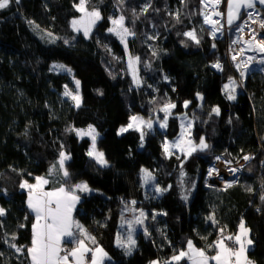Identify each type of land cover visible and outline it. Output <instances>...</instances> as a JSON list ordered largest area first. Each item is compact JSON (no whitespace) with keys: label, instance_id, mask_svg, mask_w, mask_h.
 <instances>
[{"label":"trees","instance_id":"trees-1","mask_svg":"<svg viewBox=\"0 0 264 264\" xmlns=\"http://www.w3.org/2000/svg\"><path fill=\"white\" fill-rule=\"evenodd\" d=\"M77 3L13 0L0 10V208L6 211L0 217V264H30L27 247L35 221L20 184L48 176L61 151L71 157L64 184L71 188L87 183L92 188L82 195L75 218L92 231L96 244L89 243L108 252L111 260L106 264H165L188 240L209 250L220 229L225 235L236 234L241 221L254 243L250 259L264 264V72H249L236 99H227L224 85L230 78L237 81L238 75L225 57L228 40L214 39L203 22L201 0H90L89 9H98L103 17L91 38L71 28V21L80 16ZM120 15L135 33L129 49L140 57V88L128 71L124 46L108 32L109 18ZM193 30L199 44L183 35ZM48 33L57 41L47 40ZM55 62L71 67L79 79V108L63 96L65 86L72 89L75 84L68 74L52 70ZM217 62L224 64L223 71L212 67ZM185 101H190L187 108ZM167 102L176 107L165 132H147L142 147L139 132L118 134L131 116L160 114ZM217 107L219 115L212 111ZM182 114L194 121L193 140L204 138L209 148L191 156H168L163 142L179 136ZM89 126L100 133L97 144L109 163L106 167L87 155L88 138L68 131ZM221 155L234 163L253 155L231 187L206 183L209 167ZM142 169L150 170L166 191L148 193ZM185 195L187 200L182 199ZM131 206L146 219L128 255L116 241L129 231L121 221ZM209 216L215 217V224ZM9 243L23 248L24 254Z\"/></svg>","mask_w":264,"mask_h":264},{"label":"snow or ice","instance_id":"snow-or-ice-1","mask_svg":"<svg viewBox=\"0 0 264 264\" xmlns=\"http://www.w3.org/2000/svg\"><path fill=\"white\" fill-rule=\"evenodd\" d=\"M90 0H78V3L74 5L77 12L81 13L78 19L71 21V28L76 33H82L85 38H91V33L98 21L103 19L98 9L88 7ZM124 0H120L122 4ZM13 0H0V10L8 8ZM15 3H19V0H15ZM224 3V0H201L203 5V17L204 23L210 25L212 29V37L215 39L217 32L221 31L223 25L220 19H213V17L224 18L226 15L227 24L229 27L233 23L240 19V14L243 9H254L256 4H264V0H226V14L221 12L220 6ZM148 5L143 9L147 12ZM176 19L179 21V14H176ZM111 27L108 32L119 38L121 43L124 45L125 50L128 48L127 38L129 36H135V33L125 25V17L120 15L118 18H109ZM248 20L253 24H258L259 28L264 29V20H258L255 12L248 13ZM29 23H33L29 21ZM38 27V26H37ZM245 27H249L248 23L245 22L244 27H239V31L242 34ZM51 36V33H48ZM184 36L196 44L200 43L199 38L195 30L185 32ZM259 33L256 28L251 29L250 39L243 41L247 45V48L241 47L239 54L232 55L231 59L236 62L235 67L240 73V77L243 79L246 75L247 69L254 63L264 65V37L257 39ZM153 39L154 37H148ZM240 40L234 43H240ZM67 43V41H65ZM215 47V45H213ZM251 51L260 54V58L257 56H246L245 52ZM153 55H156L153 51ZM243 57V59H241ZM140 62V57H133L131 54L128 55V68L132 74L133 81L137 86L140 85L141 81L138 76L137 65ZM219 71H223L222 65L217 62L212 65ZM62 70L71 73V69L64 65H53L52 70ZM264 71V67L260 69ZM167 79V77H165ZM76 91H72L65 86L63 96L70 98L74 106L79 108L82 104V97L79 93L80 81H75ZM236 88L237 81L230 78L228 83L224 85V91L227 95V99H236ZM103 94L102 92L100 93ZM198 99L203 100V97L197 94ZM155 103V101H153ZM190 101H185L183 107L187 108ZM176 105L171 102H167L160 109L165 115L163 121L159 123L160 128H166L168 116L171 115V109H174ZM212 111L216 114H220V109L214 108ZM144 128L149 130L153 129V120L144 119L143 117L133 115L130 118V122L126 127H121L118 134H123L132 129L139 132L141 147L143 146V140L145 137ZM191 128V122L187 125L181 124V134L179 139L174 144L165 142L163 145L164 152L171 156L174 153L170 149H175L179 153L191 156L196 151H206L209 145L204 138H200L199 143H195L192 139L187 138L188 132ZM68 131H74L80 138L85 136L91 140V147L87 155L92 158L97 164L101 166H107L108 161L104 157V153L97 149V137L99 133L92 126H89L86 130L83 129H68ZM180 157L177 156V159ZM71 157L65 152L61 151L59 154V160L49 169V177L59 173L60 176L67 181L69 172L65 166L66 161L70 160ZM220 160V157H216ZM245 161L251 159L249 156H244ZM229 164L231 162H228ZM229 171L235 174L238 169L229 167ZM143 182L145 185L150 184L154 180L153 174L147 169H142ZM219 175L218 169L212 167L209 169V176L212 173ZM49 184V179L43 176L36 177L35 183H29L27 180L20 184V188L27 190V207L34 214V223L32 225V239L31 246L27 247V258L30 264H104V258L107 257V253L104 252L103 248L97 246L95 248L89 247L85 240H90L92 244H96L95 237H91L83 229V226L72 218L73 210L76 204L79 202L80 197L77 195L78 192H90L87 183H80L73 185L71 188H66L64 184L59 187H54L51 190H45V186ZM231 187V184L228 185ZM156 192H163L166 189L156 187ZM182 199L187 200L188 197L185 195ZM264 199V197H261ZM131 204H135L132 201ZM135 211V209H130ZM166 215V213H164ZM6 215L4 208H0V217ZM146 219V214L140 211L139 217L132 221H125L122 219L121 224H127L129 229L132 228L133 224L142 225ZM208 219L215 224L216 220L214 216H209ZM23 227V225H21ZM79 236H77V231ZM146 231V229H145ZM220 237L208 246L209 250L214 249L212 255L208 254V250L203 248H197L192 240L186 241L185 249L180 250L177 254L173 255L170 261L165 264H180L181 261H187V264H253L247 257L248 246L253 243L249 236L250 229L246 228L243 221L238 226V232L236 234H224V229L219 230ZM83 237V238H80ZM12 240L16 237L12 236ZM74 243V247H64L65 244ZM117 246L125 249L126 254L131 255L136 241L133 239L132 231L128 232L127 239L123 240L119 236L117 237ZM9 247L15 249L17 253L24 254V249L18 247L14 243H9ZM152 264H160L159 261H154Z\"/></svg>","mask_w":264,"mask_h":264},{"label":"rangeland","instance_id":"rangeland-1","mask_svg":"<svg viewBox=\"0 0 264 264\" xmlns=\"http://www.w3.org/2000/svg\"><path fill=\"white\" fill-rule=\"evenodd\" d=\"M256 6H258V7H260L261 9L262 8H264V4H259V3H257L256 4ZM91 10V9H90ZM221 10L226 14V3L224 2V3H222L221 4ZM244 11V9L241 11V13ZM263 11V10H262ZM80 15H81V13H80ZM241 15V14H240ZM102 16V15H101ZM80 17V16H79ZM78 17V18H79ZM225 17H226V15H225ZM78 18H76V19H78ZM203 18V17H202ZM102 20V19H101ZM100 20V21H101ZM100 21H98L97 22V24L95 25V27L93 28V30H92V33L94 32V30H95V28L98 26V24H99V22ZM125 25L127 26V24H126V20H125ZM208 28V27H207ZM211 31V30H210ZM92 33H91V35H92ZM80 34H82V33H80ZM83 35V34H82ZM44 37L45 38H47V40H49L50 42H52V43H54V42H56L57 41V38L55 37V36H49L48 34H44ZM134 36H129L128 38H127V41H128V48H127V50H126V63H127V66H128V55L129 54H131L133 57H136L134 54H132L131 53V51H130V49H129V40L131 39V38H133ZM118 38V37H117ZM119 39V38H118ZM121 42V41H120ZM123 45V44H122ZM124 46V45H123ZM125 48V47H124ZM222 64V67H224V64L223 63H221ZM53 65H64V66H66L67 68H69V69H71V73H68V72H65V71H62V70H59V69H57V70H55L56 72H60V73H64V74H68L69 76H71V78H72V80H73V82H74V84H75V81L76 80H79L78 78H76L75 77V75H74V71L72 70V68L71 67H69V66H67L66 64H64V63H61V62H55ZM262 67H264V65H259V64H256L255 63V65L249 70V72H251V71H260V69L262 68ZM137 68H138V76H139V79H140V81H141V83H140V85L139 86H137L136 85V83L133 81V83H134V86L135 87H137V88H140L144 83H143V79H142V76H141V61L139 62V64L137 65ZM128 71L130 72V70H129V68H128ZM219 72V71H218ZM264 72V71H263ZM130 74H131V72H130ZM131 76H132V74H131ZM133 78V77H132ZM75 88V89H74ZM70 90H72V91H76V85H75V87H72V89H70ZM241 91V89H240V85H238V82H237V88H236V97H237V95H238V93ZM79 93H80V95H81V83H80V87H79ZM68 99H70V98H68ZM71 100V99H70ZM72 101V100H71ZM73 102V101H72ZM74 104V103H73ZM82 105V104H81ZM172 110L173 109H171L170 111H171V114H172ZM162 112V111H161ZM164 113L162 112V113H160V114H155V115H153V116H151V117H145V116H142V115H136V116H140V117H143L144 119H152L153 120V129L152 130H149V129H147V128H144L143 129V131L145 132V134L147 133V132H149V133H158V132H165L166 130H167V126H166V128H160L159 127V123L160 122H162L163 121V118H164ZM171 115H169L168 116V119H169V117H170ZM179 118H180V123L182 124V123H184L185 125H187V123L190 121L191 122V128H190V130H189V132H188V135H187V138H190V139H192L193 140V137H192V130H193V123H194V121H193V119L191 118V117H189L188 116V114H182V115H179L178 116ZM130 122V121H129ZM167 122H168V120H167ZM128 125V124H127ZM127 125H124V126H121V127H126ZM92 127H94V126H92ZM120 127V128H121ZM88 127H86V128H80V129H83V130H86ZM95 128V127H94ZM119 128V129H120ZM96 129V128H95ZM130 130H132V129H129V131ZM181 131H182V129H181ZM96 132L97 133H99L98 132V130L96 129ZM124 134V133H123ZM180 134H181V132H180ZM180 134H179V136L177 137V138H175V139H165V141L163 142V145L165 144V142H168L169 144H174L178 139H179V137H180ZM84 138H88L89 140H90V138L89 137H87V136H85V137H83V138H81V139H84ZM99 138H100V133H99V135H98V137H97V142H98V140H99ZM91 141V140H90ZM194 141V140H193ZM195 142V141H194ZM196 143V142H195ZM198 144V143H197ZM90 147H91V145H90ZM97 149L99 150V151H101L99 148H98V144H97ZM90 150V149H89ZM174 154H179V155H182L181 153H179L177 150H175V149H170ZM102 152V151H101ZM196 152H198V151H196ZM196 152H194V153H196ZM67 154V153H66ZM193 154V153H192ZM247 156H249L251 159H249V161L245 164V165H240V161H242L243 160V158L240 160V161H238V162H236V163H234V162H232V161H230V160H228V159H226L225 158V156H217V157H220L221 158V160H223L224 162H225V164H228V165H230L231 163L233 164V165H237L236 166V168L238 169V173H237V175L236 176H239V179L235 182V183H237L239 180H240V178H241V175H242V172H243V170H244V168H245V166L248 164V163H250L251 162V160L253 159V155H247ZM104 157H105V155H104ZM106 159V158H105ZM69 160H67L66 161V164H67V162H68ZM219 160H217V159H215V161L212 163V165H214V164H216L217 162H218ZM228 162H231L230 164L228 163ZM66 164H65V166H66ZM108 165H109V163H108ZM107 165V166H108ZM211 165V166H212ZM224 165V164H223ZM101 166V165H100ZM211 166L209 167V169L211 168ZM225 166V165H224ZM103 167V166H102ZM104 167H106V166H104ZM209 169H208V173H209ZM148 170V169H147ZM148 171H150V170H148ZM151 172V171H150ZM152 173V172H151ZM153 174V173H152ZM143 176V175H142ZM153 176H154V174H153ZM208 176V175H207ZM236 176H234V177H236ZM233 177V178H234ZM206 179H207V177H206ZM232 180H234V179H229V180H224V181H221V182H210V184H208L209 186H211V187H217V188H226V187H228V185L229 184H231V185H233V184H235V183H231L232 182ZM211 181V180H210ZM143 184H144V182H143ZM144 187L146 188V190H147V192L148 193H151L152 195L153 194H155V193H157V194H161V192H156V191H154V189L156 188V187H158L157 186V183H156V176H154V180L150 183V184H148V185H145L144 184ZM90 188V187H89ZM91 189V191H92V188H90ZM137 203V202H136ZM135 206V205H134ZM130 209H132V206L131 207H129L128 209H127V211H126V213L124 214L126 217V221H132V220H134L135 218H137V217H139V213H136L135 211H131ZM125 220V219H124ZM143 225L144 224H142V225H137V224H135V227H133V228H131V229H129V227H128V225L127 224H124L123 225V227H127L128 228V230L129 231H132V234H133V239H135V236L141 231V230H143ZM245 226H246V224H245ZM247 227V226H246ZM128 231V232H129ZM128 232L126 231L125 233H121V235L122 236H120V238L121 239H123V240H126L127 239V235H128ZM197 247V246H196Z\"/></svg>","mask_w":264,"mask_h":264},{"label":"built area","instance_id":"built-area-1","mask_svg":"<svg viewBox=\"0 0 264 264\" xmlns=\"http://www.w3.org/2000/svg\"><path fill=\"white\" fill-rule=\"evenodd\" d=\"M219 10L221 12H223L221 10V6H220ZM249 12H255L256 13V17H257L258 20H264V14L262 12V9L260 7H258V6H256L254 9H246L245 12H244V16L241 18V20L236 25L231 26V27H229L227 25L226 17H224V18L213 17V19H220L221 24L223 25V27L221 28V31L217 32L216 39L226 38L228 40V47H227V51L225 53V57H226L228 63L230 64V66L237 73V75H238L237 82H238V85H240L241 87L246 82L249 70L255 65V63L252 64L247 69L246 75L242 79L240 77L239 71L235 67L236 62H234L231 59V57L234 54L238 55L239 54V50H240L241 47L247 48V45L244 44L243 41H246V40L250 39V33H251V29L252 28H256L258 33H262L261 36L260 35L257 36V39H260L261 37H264V29L259 28L258 24H253L251 21L248 20V13ZM202 17H203V15H202ZM203 22H204V17H203ZM245 22L248 23L249 27H245L244 32L241 34L240 31H239V27H244ZM205 25L211 30V33H212V29H211L210 25H208V24H205ZM237 40H240L241 42L240 43H234ZM246 56H257L258 59L260 58V54L259 53L251 52V51H246L245 52V57ZM241 59H243V57ZM219 63L221 64V62H219ZM217 71H219V70H217ZM207 175L208 176H207V179H206V183L208 185V184H210V182H213V180L210 179L209 173H207ZM238 179H239V176H237L236 179L232 180L231 183H235ZM213 253H214V249L213 250H208V254L209 255H212Z\"/></svg>","mask_w":264,"mask_h":264},{"label":"crops","instance_id":"crops-1","mask_svg":"<svg viewBox=\"0 0 264 264\" xmlns=\"http://www.w3.org/2000/svg\"><path fill=\"white\" fill-rule=\"evenodd\" d=\"M245 10L246 9H244V11L241 13V15H240V19L239 20H237V21H235L234 23H233V25L232 26H234V25H236L240 20H241V18H242V16H243V14H244V12H245ZM262 12H263V14H264V8H262ZM226 22H227V19H226ZM228 25V24H227ZM45 178H48L49 179V184L48 185H46L45 186V190H51L52 188H54V187H59L61 184H64V179L60 176V174L59 173H56V174H54V175H52L51 177H49V175L48 176H45ZM64 186L66 187V188H68L65 184H64ZM27 191V190H26ZM92 191H90V192H78L77 193V195H79V197H80V200H79V202L76 204V206H75V209L73 210V213H72V218H73V220L74 221H76L77 222V220H76V218H75V213H76V210H77V208H78V205L80 204V202H81V199H82V195H84V194H90ZM135 205V204H134ZM246 228H248V227H246ZM249 229V228H248ZM74 231H77L76 229H73ZM87 233H88V235L89 236H93L92 235V231L91 230H86V229H84ZM77 236H79V232L77 231ZM249 236H250V238H251V231H250V233H249ZM80 238H83V237H80ZM252 239V238H251ZM89 241L90 240H85V243L89 246V247H91V248H95V247H97V246H94V245H91L90 243H89ZM75 245H74V243H72V244H65L64 245V247H67V248H72V247H74ZM99 247H101V246H99ZM253 247H254V243H252L251 245H249L248 246V251H247V257H248V259L249 260H251L250 259V257H249V252L253 249ZM101 248H103V247H101ZM198 248V247H197ZM103 250H104V252H106L107 253V257H105L104 258V264H106L107 262H109L110 260H111V257H110V255L108 254V252L103 248ZM252 261V260H251ZM160 262V261H159ZM253 262V261H252ZM160 264H163L162 262H160ZM253 264H255L254 262H253Z\"/></svg>","mask_w":264,"mask_h":264},{"label":"bare ground","instance_id":"bare-ground-1","mask_svg":"<svg viewBox=\"0 0 264 264\" xmlns=\"http://www.w3.org/2000/svg\"><path fill=\"white\" fill-rule=\"evenodd\" d=\"M262 33H259V35L261 36ZM249 160L245 161L244 159L242 161H240V165H245ZM225 166H224V165ZM237 166V165H236ZM235 165H233L232 163L230 165L225 164V162L223 160H219L216 164L212 165V167H215L216 169H218L219 171V175H217L215 172L212 173V175L210 176V179L213 180L214 182H221L224 180H229V179H233L234 176L237 175L238 171L233 174L232 172L229 171V167L231 168H236ZM237 169V168H236Z\"/></svg>","mask_w":264,"mask_h":264},{"label":"water","instance_id":"water-1","mask_svg":"<svg viewBox=\"0 0 264 264\" xmlns=\"http://www.w3.org/2000/svg\"><path fill=\"white\" fill-rule=\"evenodd\" d=\"M135 205H136V202H135Z\"/></svg>","mask_w":264,"mask_h":264}]
</instances>
